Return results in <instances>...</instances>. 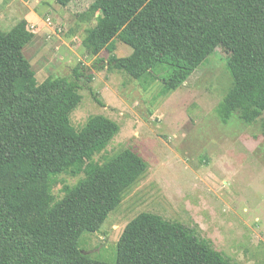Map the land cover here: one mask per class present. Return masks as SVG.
Here are the masks:
<instances>
[{
	"label": "trees",
	"instance_id": "1",
	"mask_svg": "<svg viewBox=\"0 0 264 264\" xmlns=\"http://www.w3.org/2000/svg\"><path fill=\"white\" fill-rule=\"evenodd\" d=\"M86 13L96 20L82 39L91 54L112 51L114 37L131 48L110 54L109 68L140 77L165 64L173 89L220 46L232 79L221 115L237 106L252 109L249 117L264 111V0H91ZM33 36L26 19L0 31V264H231L192 228L149 211L126 223L114 263L79 250L81 233L99 229L148 164L129 148L92 159L118 125L100 114L80 129L71 124L77 89L91 91L92 74L76 64L69 77L36 83L23 53ZM61 173L84 175L54 201Z\"/></svg>",
	"mask_w": 264,
	"mask_h": 264
},
{
	"label": "rangeland",
	"instance_id": "2",
	"mask_svg": "<svg viewBox=\"0 0 264 264\" xmlns=\"http://www.w3.org/2000/svg\"><path fill=\"white\" fill-rule=\"evenodd\" d=\"M91 0H0V31L26 19L33 38L23 53L36 83L47 76L69 77L81 64L92 74L91 91L79 87L81 100L71 111L80 129L89 116L100 114L118 125L108 144L92 159L102 162L129 148L147 162L146 171L129 186L120 203L98 230L83 232L81 252L114 263L116 242L124 226L143 211L192 228L231 264H264V111L243 106L222 116L219 105L232 79L228 52L217 46L179 86L167 89L169 68L157 65L140 77L109 68L110 54L126 56L131 48L113 38V50L91 54L82 44ZM83 173H61L51 188L54 201L62 187Z\"/></svg>",
	"mask_w": 264,
	"mask_h": 264
}]
</instances>
